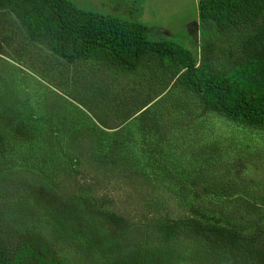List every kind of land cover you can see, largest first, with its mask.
I'll return each instance as SVG.
<instances>
[{"label": "rangeland", "instance_id": "obj_1", "mask_svg": "<svg viewBox=\"0 0 264 264\" xmlns=\"http://www.w3.org/2000/svg\"><path fill=\"white\" fill-rule=\"evenodd\" d=\"M72 1L81 8L139 20L155 37L174 39L199 57L198 0ZM1 30L11 32L14 38L10 45L1 44L0 131L7 137V146L15 150L7 157L0 155V185L7 178L27 180L40 186L44 197L62 202L55 211L31 198L0 207L2 234L14 241L22 231L41 232L55 239L77 238L90 247L99 264H117L120 258L144 249L159 251L166 264L178 260L189 264L193 256L189 247L198 255H211L213 250L206 241L204 244L192 236L185 220L195 217L192 203L210 209L217 198L199 199L193 190L200 191V186L192 185L187 191L181 185L183 178L165 176L158 166L160 160L150 155L147 147H139L142 132L138 121L117 130L135 116V100L130 94L134 84L145 82L150 71H117L91 59L68 63L30 39L8 11H0ZM188 98L193 111L201 115L200 141L216 146L220 169L216 166L215 170L226 171L253 195L264 193V126L244 125L217 113L201 114L196 98ZM178 116L186 124L185 115ZM169 119L162 116L161 130L175 127L177 122ZM20 121L33 133L29 140L13 131ZM114 138L123 141L119 150H114ZM65 202H69V214ZM40 208L50 210L49 214L39 212ZM110 213L123 216L128 225L118 228L109 221ZM161 222L178 229L170 242L160 240L155 225ZM200 243L205 249H199ZM222 261L225 263L223 259L219 263L224 264Z\"/></svg>", "mask_w": 264, "mask_h": 264}, {"label": "trees", "instance_id": "obj_2", "mask_svg": "<svg viewBox=\"0 0 264 264\" xmlns=\"http://www.w3.org/2000/svg\"><path fill=\"white\" fill-rule=\"evenodd\" d=\"M0 11L12 13L30 39L68 63L91 59L127 73L149 70L146 81L135 83L130 94L138 104L136 107L132 100L135 116L117 130L138 121L142 132L139 147H147V152L160 160L158 166L165 176L189 180L187 185L181 183L187 191L192 185L200 186V191L193 190L199 199L217 198L211 203L214 208L191 205L195 217L186 218V227L213 251L203 256L189 247L193 256L188 263L220 264L223 259L224 264H264V193L253 195L226 171L215 170L216 166L220 169L216 146L200 141L201 115L193 111L188 98H196L201 114L217 113L244 125L264 126V0H198L199 57L174 39L155 37L139 20L81 8L72 0H0ZM2 30L0 53L4 51L1 44L10 45L14 38ZM180 113L188 120L186 124L178 119ZM162 116H169L167 121H175L177 126L161 130ZM13 131L23 140L33 134L22 121ZM6 138L0 131L2 157L15 150L7 146ZM113 144L114 150H119L123 141L114 138ZM5 181L0 185V207L28 198L43 208L50 206L51 211L62 207V202L44 197L38 185L14 178ZM68 204L64 203L69 214ZM43 208L39 212L49 214L50 210ZM108 217L118 228L128 225L123 216L110 213ZM155 227L164 242L178 234L174 224L161 222ZM77 240L22 231L14 241L0 231V264H99L90 247ZM198 247L205 249L201 243ZM117 264L166 263L159 251L144 249L120 258ZM172 264L187 263L178 260Z\"/></svg>", "mask_w": 264, "mask_h": 264}]
</instances>
